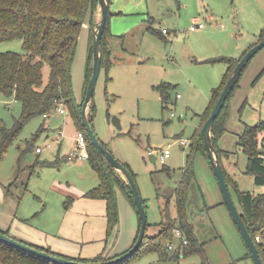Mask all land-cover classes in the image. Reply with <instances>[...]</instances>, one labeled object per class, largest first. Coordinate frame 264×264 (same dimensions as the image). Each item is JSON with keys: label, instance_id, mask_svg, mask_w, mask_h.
I'll return each mask as SVG.
<instances>
[{"label": "rangeland", "instance_id": "374dc122", "mask_svg": "<svg viewBox=\"0 0 264 264\" xmlns=\"http://www.w3.org/2000/svg\"><path fill=\"white\" fill-rule=\"evenodd\" d=\"M109 8L113 35L107 39L113 61L102 65L93 96V125L103 143L131 167L146 202L150 223L147 233L157 234L166 203H170L172 216L177 214L174 196L182 167L210 114L211 91L222 83L227 71L226 62L220 59L239 58L262 38L264 0H111ZM194 15L205 24L203 28L191 29ZM94 16L100 17L99 7ZM150 18L155 30L149 28ZM164 27L168 33L161 34ZM84 30L79 34L73 64L74 92L82 97L88 86L86 69L92 46L90 25L86 33ZM7 50L24 51L22 41H0V51ZM48 69L46 66L45 76ZM263 70L264 47L244 69L229 99L226 130L217 139L218 145L230 153L222 154V165L242 190L260 189L254 175L247 172L248 156L237 149V141L246 123L264 121ZM162 82L171 84L166 109L158 89ZM172 111L177 115L172 116ZM21 113L18 99L0 95V123L12 127ZM179 113L184 116L179 117ZM113 116L120 118L122 129L112 122ZM78 131L69 112L58 109L26 124L0 162V212L12 210L8 223L13 236L21 238L13 229L21 226L56 236L81 253L105 251L120 256L132 248L138 236L139 214L129 198L126 205L120 203V222L109 233L99 201H89L78 192L84 181L79 178L82 174H77L80 162L89 168L93 186L100 182L87 157L61 159L59 166H31L37 157L52 162L64 158L76 145ZM263 135L264 131L260 137ZM181 139L190 142L182 145ZM38 146L42 152L36 150ZM166 147H170L171 156L162 162L161 149ZM150 151L158 159H152ZM194 168L196 176L186 194V216L193 222L204 252H181L179 260H174L161 259L158 250L147 249L124 264H202L203 259L206 264H255L246 256L247 245L201 151L195 152ZM121 190L117 187L118 197ZM231 190L240 207L236 191ZM70 197L73 199L68 202ZM128 206L134 211L130 212ZM174 241L179 243L180 237Z\"/></svg>", "mask_w": 264, "mask_h": 264}, {"label": "trees", "instance_id": "16d2710c", "mask_svg": "<svg viewBox=\"0 0 264 264\" xmlns=\"http://www.w3.org/2000/svg\"><path fill=\"white\" fill-rule=\"evenodd\" d=\"M108 2L110 5L111 0H108ZM97 8L98 0H0V41L20 39L24 48V51H0V95L9 99L16 98L22 103L21 116L12 127L7 126L4 122L0 123V132L2 134V140L0 141V162L3 160L8 146L17 138L31 119L39 115H50L58 108L60 102L64 103L67 111L76 123L78 130H82L86 133L89 150L88 159L100 178L98 185L86 191L84 195L89 198L100 197L106 200L108 232L112 233L119 223L117 187L123 190L136 209L137 206L126 180L120 172L113 168L106 158L98 152L93 144L82 120L81 110L84 99L81 102L78 101L73 87V64L77 52L79 34L87 19L93 17V23ZM110 13L109 8L107 25L101 45L103 55L102 65L109 64L113 61L112 49L107 39L108 36L112 35L109 19ZM152 20L153 19L150 18L149 28L155 30L152 26ZM161 34H163V31ZM158 35H160V33H158ZM243 55L244 53L239 58L224 57L220 59V61L226 62L228 70L225 73L223 82L219 86L214 87L211 91V104L208 107L210 113L226 81ZM91 58H93L92 46L86 69L87 85L92 73L93 63H90ZM249 63L246 67H248ZM46 66L49 67L47 76H45ZM263 73L264 70L261 74ZM238 83L213 125L214 143L219 151L220 158L223 153L227 152L228 155L230 154L229 151L222 149L218 145L217 139L226 130L225 121L228 117L229 99L233 96ZM158 89L161 95L162 107L166 109L170 101L171 84L162 82L158 85ZM93 107L94 100L92 101L89 114L92 124ZM209 115L210 114H208L206 119ZM42 127H44V125H42ZM42 127L40 129H42ZM263 131V120L255 124L246 123L243 130L239 133L237 141V149H240L248 156L247 172L254 175V183L259 187L264 184V135L260 137ZM197 151H201L208 159L201 133H199L192 143L191 152L187 154L186 164L182 167L180 181L175 189L174 199L177 208L176 216H172L170 203H166L165 208L162 209L163 218L161 222L158 223L160 226L159 232L157 234H148L147 228L150 224L148 222L146 234L141 245L132 254L114 264H124L138 251H146L147 249L158 250L161 259L174 260H179L181 252H183L184 255L204 252V248L196 238L194 224L192 221H189L186 216V194L191 181L196 176L194 159L195 152ZM52 164H58V160L52 162L37 158L35 163L31 166L35 167ZM125 164L130 168L134 176L131 167L127 163ZM223 168L230 187L234 189L238 195L240 211L242 212L248 229L255 239L260 255L264 261V191L256 192L240 189L239 183L230 175L224 166ZM143 201L146 206L144 198ZM176 228H179L187 235L189 242L183 245L180 244L178 248H176L177 250L174 249L176 250V254L170 256L169 251L173 250L169 248L168 244L170 241H174L176 237ZM0 231L13 236L9 233V230L0 228ZM257 235H259L260 239H257ZM13 237L39 249H44L51 253L79 261H102L109 258L102 253L93 258L72 256L54 251L49 246H43L16 236ZM247 249L246 256L252 258L248 245ZM117 256L118 255L110 258ZM0 264L59 263L39 257L0 241ZM202 264H206L204 259Z\"/></svg>", "mask_w": 264, "mask_h": 264}, {"label": "water", "instance_id": "95a60500", "mask_svg": "<svg viewBox=\"0 0 264 264\" xmlns=\"http://www.w3.org/2000/svg\"><path fill=\"white\" fill-rule=\"evenodd\" d=\"M98 7L100 9V17H95L92 23V51H93V65H92V73L88 82L85 98L83 101V106L81 110L83 124L85 128L97 148L98 152L103 155L106 160L111 164L113 168L119 171L134 197V201L137 206V211L141 220L140 224V231L138 234V238L136 243L126 251L124 254L109 258L102 261L97 260H89V261H79L76 259L67 258L64 256H60L54 253H51L44 249H39L31 244L23 242L5 232L0 231V241L8 243L12 246H15L18 249L24 250L26 252L32 253L39 257L54 261L59 264H114L118 261L122 260L124 257L132 254L142 243L145 234L146 228L148 225V214L145 203L141 196L140 190L138 188L137 182L130 170V168L120 160L114 153L111 151L103 141L98 137L94 125L90 120V107L92 105L93 96L95 92V88L97 85V81L99 75L102 70V61L103 55L101 51V45L104 37L105 28L107 25V18L109 12V2L108 0H98ZM264 47V36L253 46H251L244 55L240 58L236 66L234 67L232 73L230 74L228 80L226 81L224 88L216 101L209 117L204 122L201 128V137L204 142V146L206 149V154L208 156V160L210 165L215 173V176L218 180L220 185L221 191L223 192L225 202L227 203L230 212L242 234L243 239L247 243L249 250L251 251L252 258L255 264H264V261L260 255L258 250L257 244L253 235L251 234L250 230L248 229L244 218L242 216V212L240 211L239 207L237 206L235 199L232 194L231 187L226 179L225 171L221 162V158L219 155V151L214 143L213 138V125L216 118L220 115L223 107L226 104L227 99L229 98L230 94L232 93L233 89L235 88L236 84L239 82L240 77L246 68L249 61L253 58V56ZM112 122L119 128L122 129V124L120 118L118 116H113ZM152 154H150L151 156ZM152 159H155L152 157Z\"/></svg>", "mask_w": 264, "mask_h": 264}, {"label": "crops", "instance_id": "0c3cea01", "mask_svg": "<svg viewBox=\"0 0 264 264\" xmlns=\"http://www.w3.org/2000/svg\"><path fill=\"white\" fill-rule=\"evenodd\" d=\"M200 18L198 15H194L193 17H192V21L194 20V18ZM90 25V32H91V36H92V23H91V21L89 20V19H87L86 21H85V23H84V25H83V28H82V30L83 29H85L84 31V33H86V27H87V29H88V26ZM205 26V25H204ZM203 26V27H204ZM203 27H201V28H203ZM164 28H166V27H164ZM192 30H195V29H192ZM164 33H168V32H164ZM112 34V33H111ZM113 35V34H112ZM111 35V36H112ZM227 70H228V66H227ZM227 72V71H226ZM224 76H225V74H224ZM223 79H224V77H223ZM251 80V79H250ZM252 81V80H251ZM222 82H223V80H222ZM219 86V85H218ZM217 87V86H216ZM77 97V99H78V101L79 102H81L83 99H84V97H82V95H80V96H76ZM209 101H211V96H210V100ZM198 114H201V113H198ZM45 116H48V115H45ZM45 125V124H44ZM62 130V129H61ZM243 130V129H242ZM57 140H59V138H57ZM60 144H61V141H60ZM39 147V146H38ZM74 147H75V144H73L72 146H71V150L66 154V155H64L63 157L64 158H60V157H58V158H55L54 160H58V164H52V165H44V166H59V165H61L62 164V161H61V159H63L64 161L66 160H69V157H68V155L70 154V152L71 151H73V149H74ZM225 150V149H224ZM42 151H43V148H42ZM42 151H39V152H42ZM154 156H155V154H152L151 155V158L153 157L154 158ZM37 158H39V157H37ZM155 159H156V157H155ZM51 160H53V159H51ZM54 160H53V162H54ZM89 160V159H88ZM80 162V161H79ZM90 162V161H89ZM78 163V162H77ZM91 164V163H90ZM78 165H79V167H78V170H80L79 172H78V170H77V174L78 175H81L82 174V176H80L79 178L81 179V180H84L83 181V184H80V188H78V192H79V195L82 197H86L89 201H99L98 203H99V211L100 212H104L105 213V215H106V200L104 199V198H100V197H98V198H89V197H87V196H85L84 195V193L86 192V191H88L89 189H91V188H93V187H95L96 185H94L93 186V184H95V183H92L93 181V178H92V176H91V174H90V171H89V168H85L86 166L85 165H83L82 164V162H80V163H78ZM92 166V165H91ZM93 168V167H92ZM94 169V168H93ZM95 170V169H94ZM229 172V171H228ZM230 173V172H229ZM230 175L234 178V176H233V174L232 173H230ZM236 181H237V179L236 178H234ZM99 180H100V178H99ZM15 183H17V181H14ZM238 182V181H237ZM91 184V185H90ZM98 185V184H97ZM92 186V187H91ZM122 192L120 193V194H122V195H120L119 194V197H118V202H119V209H120V203L121 204H127V196H126V194L123 192V190H121ZM258 191H260V189L258 190ZM258 191H256V192H258ZM73 198L72 197H70L69 198V200H68V202H70L71 200H72ZM120 200V201H119ZM89 203V202H88ZM91 203H95V202H91ZM97 203V202H96ZM103 207H104V209H103ZM129 207V206H128ZM129 210H130V212H132V211H134V210H132V208H130L129 207ZM120 211V210H119ZM11 216H12V210H8V209H4L2 212H0V228H2V229H5V230H9V223H8V221L10 220V218H11ZM13 217V216H12ZM12 219V218H11ZM106 219H107V216H106ZM120 222V221H119ZM140 224H141V220H140V217H139V227H138V232H139V229H140ZM13 225V224H12ZM117 226H118V224H117ZM117 226L115 227V228H117ZM13 229H15L16 230V232H18V234H20L21 235V238L22 239H25V240H27V241H31V242H34V243H37V244H40V245H43V246H49L51 249H53L54 251H58V252H61V253H65V254H68V255H72V256H80V257H87V258H93V257H95V256H97V255H99V254H103V255H105L106 257H113V255H112V253H109V252H105V251H100V253H91V254H93V255H91V254H88L87 252H85V253H81L80 251H78L74 246H71L69 243H66V242H64V241H62V240H60V238H58V237H56V236H53V235H49L48 236V234L46 233V232H44V231H40V230H37V231H33V230H27V229H23V228H21V226H18V227H16L15 228V226H13ZM10 233V232H9ZM11 234V233H10Z\"/></svg>", "mask_w": 264, "mask_h": 264}, {"label": "built area", "instance_id": "2783aa9c", "mask_svg": "<svg viewBox=\"0 0 264 264\" xmlns=\"http://www.w3.org/2000/svg\"><path fill=\"white\" fill-rule=\"evenodd\" d=\"M205 24L201 21L200 18H194V20L192 21L191 24V29H195L197 27L201 28L203 27ZM163 32H167V29L164 28ZM61 113H66L67 112V108L65 107L64 103L60 102L58 108H57ZM172 116H176L177 114L172 111L171 112ZM184 114L183 113H179V117H183ZM63 131L60 130L59 133H62ZM76 145L73 149V151L70 152V154L68 155L69 159H73L76 157H87L89 156V150H88V140L86 137V133L82 130H79L76 134ZM190 142L184 139H181V144L182 145H187ZM36 150L42 151L41 147H37ZM150 154H154L152 153V151H150ZM171 156V149L170 147H166V148H162L161 149V153H160V160L162 162H166L167 158ZM264 156V154H263ZM158 159V156H155ZM260 191H264V184L260 187ZM175 233L177 237H180V243H176L175 241H170L168 246L170 249L174 250L176 248H178V246L180 244H187L189 242V239L187 237L186 234H184L179 228L175 229ZM257 239H260L259 235H257Z\"/></svg>", "mask_w": 264, "mask_h": 264}]
</instances>
